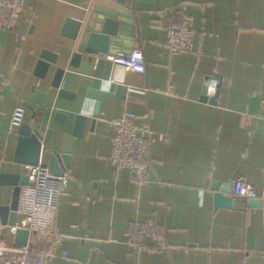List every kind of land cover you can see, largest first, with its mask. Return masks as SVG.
<instances>
[{"label": "crops", "instance_id": "0c3cea01", "mask_svg": "<svg viewBox=\"0 0 264 264\" xmlns=\"http://www.w3.org/2000/svg\"><path fill=\"white\" fill-rule=\"evenodd\" d=\"M117 4L133 17V46L141 50L145 69L112 64L102 80L94 77L90 56L82 54L72 64L78 41L71 37V21H85L96 6ZM22 5L30 19L0 28V175L26 174L27 165L14 160L18 128L8 132L15 105L24 104L23 123L36 129L39 161L46 165V153L59 152L71 135L74 116L85 117L81 135L70 143L56 211L59 249L67 256H52L46 264H264V0H22ZM180 6L192 48L172 55L164 23ZM42 53L53 61L45 59L41 75ZM57 69H62L59 88L52 85ZM209 76L218 80L217 94L210 97L202 92ZM90 89L110 94L96 115ZM33 95L42 103L31 101ZM124 110L134 114L136 124L151 128L144 184L109 161V119ZM237 177L253 186L260 206L214 208L211 183ZM11 197L12 186L0 184V206ZM21 218L16 210L14 224ZM147 219L167 249H157L147 237L140 239L145 249L133 246L132 227ZM0 239L13 245L14 233L4 227Z\"/></svg>", "mask_w": 264, "mask_h": 264}, {"label": "built area", "instance_id": "2783aa9c", "mask_svg": "<svg viewBox=\"0 0 264 264\" xmlns=\"http://www.w3.org/2000/svg\"><path fill=\"white\" fill-rule=\"evenodd\" d=\"M30 9L22 5V0H0V28L10 27L23 18L28 21ZM166 46L172 55L189 51L192 48V32L188 26L186 14L181 6L170 11L164 23ZM102 57L130 71L143 72L144 57L138 47L132 46L127 54H103ZM206 96H212L218 87L215 77H206L204 82ZM24 104L15 105L10 113L8 132L15 131L23 122ZM111 129L109 161L114 168H125L139 184L149 179L150 135L149 124H136L134 114L124 110L119 116L109 119ZM25 173L30 182L20 187L17 211L22 215L20 221L7 227L11 233L17 228L28 230L29 236L24 245H7L0 239V264H46L52 256L66 257L67 252L59 249L61 237L55 226L58 198L66 184V176H55L48 166L39 161L36 165H27ZM234 197L253 198V186L242 177L231 182ZM43 233L50 235L49 244L40 240ZM134 247L145 249L140 239L147 237L157 249H167L165 238L156 229L154 222L147 219L138 224L130 237ZM37 243H31V241ZM53 245V248H52Z\"/></svg>", "mask_w": 264, "mask_h": 264}, {"label": "water", "instance_id": "95a60500", "mask_svg": "<svg viewBox=\"0 0 264 264\" xmlns=\"http://www.w3.org/2000/svg\"><path fill=\"white\" fill-rule=\"evenodd\" d=\"M122 1V0H119ZM70 21V20H69ZM71 23L74 25L71 37L78 41L77 50L73 54L72 64H76L83 55L90 56L94 61V77L106 80L110 76L112 62L102 57L103 54H127L130 52L134 43V29L130 26L133 23L132 15H129L125 7L119 4L112 8L96 6L93 11L89 13L86 20L75 21ZM53 61L52 58L41 54V59L37 63L38 69H41V75L47 67V61ZM102 67L104 71L102 72ZM62 69H57L55 79L52 85L59 88ZM217 91V90H216ZM215 91V93H216ZM205 93V86L202 88ZM214 93V94H215ZM36 91L35 94L36 95ZM62 96L63 90L57 93ZM213 94V95H214ZM217 94V93H216ZM31 97V101H37ZM88 95L93 97L96 102L93 114L98 113L99 102L103 97L110 96L109 93L102 89H90ZM44 96L43 94L41 97ZM216 97V96H215ZM42 99L37 102H41ZM42 103V102H41ZM58 117L66 118L58 114ZM85 117L83 115H75L72 125V132L70 136L65 137V143L59 152L49 151L46 153V162L51 174L61 176L64 174V167L68 166L69 148L71 140L74 136H80L83 129ZM95 123V118L91 119V126ZM18 142L14 160L26 165H36L42 153V144L37 135L36 129L32 125L23 123L18 127ZM7 183L12 186V197L9 205L0 206V221L1 224L14 225L16 218V210L18 205V196L20 187L27 185L30 182L26 174H1L0 184ZM210 189L212 190V204L214 208H231V207H259L260 199L240 198L234 197L231 193V182L218 183L213 181ZM6 215L8 216L6 218ZM29 232L23 228H17L14 232V244L24 245L28 239Z\"/></svg>", "mask_w": 264, "mask_h": 264}, {"label": "trees", "instance_id": "16d2710c", "mask_svg": "<svg viewBox=\"0 0 264 264\" xmlns=\"http://www.w3.org/2000/svg\"><path fill=\"white\" fill-rule=\"evenodd\" d=\"M137 226V225H136ZM136 226H134V227H132V229H131V232H132V230L136 227ZM131 240L132 241H134V239L132 238V233H131ZM40 240L42 241V242H44V244H49V242H51L50 241V235L49 234H46V233H43L42 235H41V237H40ZM31 243L33 244V243H37V241H35V240H33V241H31ZM52 248H53V245H52Z\"/></svg>", "mask_w": 264, "mask_h": 264}]
</instances>
